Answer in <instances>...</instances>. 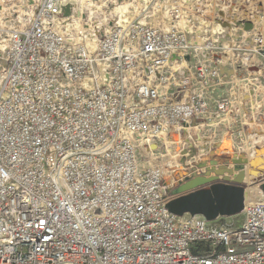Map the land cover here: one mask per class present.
<instances>
[{
  "label": "built area",
  "instance_id": "built-area-1",
  "mask_svg": "<svg viewBox=\"0 0 264 264\" xmlns=\"http://www.w3.org/2000/svg\"><path fill=\"white\" fill-rule=\"evenodd\" d=\"M177 1L174 15H224L229 26L227 9L245 2ZM74 2L0 0L10 5L0 42V264H264V202L246 203L238 226L177 216L166 172L193 165L155 162L166 141L182 145L194 128L225 142L231 126L241 133L261 121L264 35L253 21L249 33L237 27L236 62L229 29L194 43L185 28L133 21L98 29L91 52L63 29ZM244 8L253 19V5Z\"/></svg>",
  "mask_w": 264,
  "mask_h": 264
},
{
  "label": "rangeland",
  "instance_id": "rangeland-1",
  "mask_svg": "<svg viewBox=\"0 0 264 264\" xmlns=\"http://www.w3.org/2000/svg\"><path fill=\"white\" fill-rule=\"evenodd\" d=\"M91 1L97 2L98 0H91ZM111 1L112 2L110 3L109 2L107 3L106 1L107 6L105 8H102L103 9V11L101 10L102 13L95 12L96 14L95 13L89 14L87 10L83 11L84 13H86L85 14L86 17L84 18V20L86 19L85 22H87L88 20L90 21V19L92 23L98 22L95 24L96 27L102 26L104 25L105 22H108V25H106V27H103L104 31L103 32L101 31L102 35H104L106 32H108L111 28H113L116 25H121V24L125 25L133 21L139 22L142 24L156 26L164 31H168L167 29L170 28V26L172 25L170 28V31H171L172 27H174L176 24H172L170 22L172 21L178 22L179 20H185L187 22L186 24L184 23L183 27L184 26L191 27L190 29L185 28V30L190 33V37L193 39V42L201 43L204 41L205 38H207L210 34H212V31L214 30V28L213 30H211V28L215 27L214 23L218 22V20H220L221 18H224V15H218V18H215L216 15H212L211 17L210 15H188L190 13L188 12L187 15H184L185 18H178L177 20H175L176 19L175 17L177 15H174L172 12H173V8L176 7V5L178 4L177 0H111ZM219 1L221 2V0ZM238 1L242 2L243 0H238ZM260 1L261 0H245L244 6H243V3H240L238 5L240 6L239 9H242V10L243 9L245 10L244 7L246 6H248L249 8V6L253 5V9L255 13L254 16L257 17L258 23H259L258 31L264 35V0H262V2ZM186 3H187L186 6L185 5L183 6L187 7V9L190 10L191 7L189 6V4L191 3L190 2H186ZM74 4L75 2L73 3V5ZM203 4L207 8L208 7L214 8L216 4H219V3H217V0L213 1V3H210V0H208V2L204 1ZM226 6L228 5L226 4ZM9 7L10 5L6 6L4 3L0 4V15L2 14L4 16V18L1 17L0 22H6V16H7V11ZM69 8H70L69 13H71V7ZM200 8L201 10L203 9L202 12L205 11L204 7H200ZM237 8L238 6L234 2L233 5L227 9L228 10L227 14H229L227 15V19H230L231 22L233 23L232 25L233 29L228 31V34L231 38H228V37L223 38L224 41L229 40L230 42L229 49H227L226 51L230 55V58L234 54L233 59L236 62L239 57V53L241 54L240 59L244 58L243 57L244 52L237 50V47L239 46L242 40L241 37L244 34H242L243 32L241 31V29H237L238 26L236 24H237V21L240 22L241 20H244L246 16H251V15H239V12L237 11L239 9ZM249 9L251 10L252 7H250ZM222 10L225 13L227 12V10L225 9H222ZM234 12L237 14L231 15ZM89 15H92V16H89ZM66 16L67 14L65 12L64 14L65 19H67ZM133 16H134V19H132ZM251 21L256 23L255 18L251 19ZM67 28L72 30V27H67ZM0 29L4 30V31H1L3 33H1L2 35L0 37V42L4 44L5 40H7V34L9 33L8 32L9 26L8 24L5 25V29H4V27L0 25ZM176 29L184 30V28L182 27H178V28L176 27ZM217 31L218 30L216 29V31L213 33H216ZM239 33H241V35H239ZM89 34L92 35L89 38L87 37L88 35L87 33H83L82 36H86L87 40H90V39L95 40L96 41L95 43L97 44V38L94 37L92 33L89 32ZM84 43H87L88 45H90L92 44V41H86ZM96 44H93V45H96ZM238 74L242 76L244 73H238ZM230 89H231V86H226L224 90L229 91ZM263 96L264 95L260 93L257 97L258 102H261L262 100L261 102L262 109H260L259 111L256 110L260 115V116L258 115L260 120L262 119L261 121L258 122V124L260 122L264 123V101H263L264 98ZM254 106H255V103L253 107ZM258 124L254 125V127L251 126L250 128L245 129V131H242L241 133L238 132V130L235 127L231 126L230 133L234 132L233 134L235 136L233 137V139L231 138L229 140H226L225 142H218L217 139H215L217 136V135L214 136L215 130H212L209 133L208 131L210 130V128L201 129V131L199 130L200 133L194 132V137L192 140L188 138L183 139L182 141H184V144L175 146V148H173L174 153L177 156H179L178 157L179 162H177L175 159L172 158L173 155L169 156V152L165 156H163L162 153H159L156 156L155 162L163 165L166 168V170H170V168L172 167L177 172H178V169L180 171H184L183 170L184 168H190L191 165L199 166L200 164H207L208 166H210L211 161H216L219 163L222 162V159L220 158L222 153L216 152L215 150L217 148L221 150L227 149L230 151L229 155L223 154V157L228 156L231 158H235V157L246 158V156L244 155L245 150L253 146V143L252 142L249 143L246 137L249 134H256L257 132H260V131L262 132V127L258 128L257 126ZM196 135L198 136L196 137ZM178 165H180L181 168ZM179 179H182L181 174L180 175L177 173L169 174L168 172H166V184L167 185L174 184L176 188L181 182L180 181H178L177 183H174V182L175 180L177 181ZM258 185L256 186L259 187L260 185L259 186ZM220 219L223 220V222L226 224L238 226L242 224L244 215L240 214V215L233 216V217H220Z\"/></svg>",
  "mask_w": 264,
  "mask_h": 264
},
{
  "label": "water",
  "instance_id": "water-1",
  "mask_svg": "<svg viewBox=\"0 0 264 264\" xmlns=\"http://www.w3.org/2000/svg\"><path fill=\"white\" fill-rule=\"evenodd\" d=\"M65 12L68 15L70 8ZM252 29V23L245 24L246 31ZM215 151L230 153L227 149ZM247 165L249 175L255 178L254 185L259 184L264 192V148H259L252 160L227 156L220 163L211 161L210 166L200 164L193 166L191 172L182 173L181 183L171 191L175 199L168 204V210L177 216H203L208 221L242 214L246 204Z\"/></svg>",
  "mask_w": 264,
  "mask_h": 264
},
{
  "label": "bare ground",
  "instance_id": "bare-ground-1",
  "mask_svg": "<svg viewBox=\"0 0 264 264\" xmlns=\"http://www.w3.org/2000/svg\"><path fill=\"white\" fill-rule=\"evenodd\" d=\"M109 2H112L111 0H98L97 2H92L91 0H75V4L73 5V9H71V13H69L66 17L68 18L66 21L67 24H65L64 26V31H66L67 33L71 34V35H74V36H77L78 40L80 41H92V44L88 45L89 46V49L91 52L95 51L98 47V43H99V37L100 35L97 34V30L100 29V31H104L103 28H98L95 26L96 23L98 22H95V23H92L91 22V19L90 21L88 20L87 22L86 19L84 20V18L86 17V13H84L83 11L84 10H87L89 12V14H93V13H97V12H100L102 13L103 9L102 8H105L107 6V3ZM262 2V0L260 1ZM167 5V4H166ZM119 7V6H118ZM73 10V11H72ZM95 10V11H94ZM102 10V11H101ZM95 13V14H96ZM242 13V11H241ZM89 16H92V15H89ZM98 17V16H97ZM177 20L178 18H185L184 16H181V15H178L175 17ZM250 16H246L244 18V20H241L240 22L237 21V26L240 28L244 27V25L248 22H250ZM255 18L256 20V23H255V31L258 30V27H259V23H258V19L256 16L253 17V19ZM0 19H1V15H0ZM93 19V18H92ZM134 19V16L133 18ZM95 20V19H94ZM93 20V21H94ZM174 20V19H173ZM163 22V21H162ZM187 21L185 20H179L178 22L177 21H172L170 23L172 24H176L173 28H178V27H182V28H187V29H190L191 27H183L184 23L186 24ZM252 22V21H251ZM250 22V23H251ZM90 24V25H89ZM244 24V25H243ZM0 25L4 27L5 29V25H6V22H0ZM122 25V24H121ZM171 25V24H170ZM172 26V25H171ZM170 26V28H171ZM214 26L215 27H212L211 30H214L212 32H215L216 29L218 30L216 33H221V27L224 28V29H229V30H232L233 29V26H229L228 23H224V24H220L219 22H216L214 23ZM67 27H72V30L67 28ZM170 28H168L167 30L170 31ZM166 30V29H165ZM193 31V30H192ZM92 33L94 35V37L97 38V44L95 43L96 41L95 40H87L86 36H82L83 33H87V37L89 38L90 35L89 34ZM102 32L100 33L102 35ZM248 32V31H246ZM249 33V32H248ZM96 34V35H95ZM93 38V37H92ZM93 44H96V45H93ZM226 60H228V56H226ZM262 94H264V89L263 91L261 92ZM256 110V107L254 106L253 107V113H254V116L256 118V121L257 120V112H255ZM259 111V110H258ZM259 114V113H258ZM260 116V115H259ZM262 120V119H261ZM258 124V123H257ZM260 124V125H259ZM257 126L258 128L259 127H262V132H257L256 134H249L246 138L248 139L249 143L252 142L253 143V146L247 150H245L244 152V155L246 156V158H248L249 160H252L254 157H256V154H257V149L259 148H264V123L260 122ZM250 126H253L255 125L254 123L252 124H249ZM207 125H202V127H206ZM212 126V125H210ZM209 126V127H210ZM200 127V126H199ZM254 127V126H253ZM252 129V128H251ZM193 130V135H192V138L194 136V132H199L200 128H194L192 129ZM200 133V132H199ZM199 135V134H198ZM196 135V137L198 136ZM246 139V140H247ZM165 144H167V148H168V151L169 152V156L170 155H173L172 158L175 159L177 162H179V159L172 148H170L171 145H174L173 143L169 142V141H166ZM252 145V144H251ZM173 153H172V152ZM204 152V151H203ZM180 167V165H178ZM182 166V165H181ZM231 167H234V166H231ZM249 169L250 167L247 165L246 166V172H247V175H246V180H245V185H246V193H245V196H246V203L247 205H250V204H259V203H263L264 202V192L262 191V189L259 187H257L254 183H253V180H255L254 177H251L249 175ZM204 171V170H203ZM233 179V178H232ZM178 181L175 180L174 183H177ZM260 189V190H259ZM244 215V213H242ZM213 225V224H211ZM213 227H218L220 228L221 227V223H219V221H216L215 224L213 225Z\"/></svg>",
  "mask_w": 264,
  "mask_h": 264
},
{
  "label": "crops",
  "instance_id": "crops-1",
  "mask_svg": "<svg viewBox=\"0 0 264 264\" xmlns=\"http://www.w3.org/2000/svg\"><path fill=\"white\" fill-rule=\"evenodd\" d=\"M220 158H221V159L223 158V154H221Z\"/></svg>",
  "mask_w": 264,
  "mask_h": 264
}]
</instances>
